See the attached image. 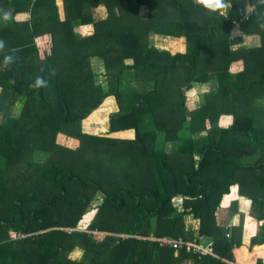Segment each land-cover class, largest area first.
<instances>
[{"label":"trees","instance_id":"obj_1","mask_svg":"<svg viewBox=\"0 0 264 264\" xmlns=\"http://www.w3.org/2000/svg\"><path fill=\"white\" fill-rule=\"evenodd\" d=\"M228 3L225 17L197 0H0V264H241V227L215 214L237 190L264 218V3ZM254 23L260 48L231 37ZM153 34L185 37L186 52L155 48ZM210 82L201 109L181 119L186 92ZM110 96L119 111L108 133L132 130L133 140L83 129ZM146 125L182 138L184 154L146 152ZM201 237L210 252L167 243ZM76 248L84 255L72 260Z\"/></svg>","mask_w":264,"mask_h":264},{"label":"crops","instance_id":"obj_2","mask_svg":"<svg viewBox=\"0 0 264 264\" xmlns=\"http://www.w3.org/2000/svg\"><path fill=\"white\" fill-rule=\"evenodd\" d=\"M231 7L232 5L230 4V7H227L223 10H219L220 14L224 15L225 17L228 16ZM102 13V16L106 15L105 10H102ZM256 24L258 23H254L255 26H252L253 31L248 33L232 30L231 37L238 39L241 36L243 46L248 49L260 48L263 44V37L261 36L263 29L259 30L258 27L262 26H256ZM259 25H261V23H259ZM78 30L83 35H90L93 33V25H83L80 26ZM151 45L157 49L169 51L173 55L178 53H185L187 48L185 37H170L159 34L152 35ZM216 86H214V84H211V82L206 84H194L193 87L186 92L187 99L185 106L188 108L186 115L183 118H180L186 121H190L192 118V113L201 109L205 95L209 93L212 89L216 88ZM258 104L260 106H264V98L259 100ZM118 111L119 108L115 98L112 96L107 97L103 101V103L82 122V127L86 132L97 136L120 137L126 140H133L135 138V132L132 130L119 134L108 133V129L110 127V115L117 113ZM86 122H88L87 126ZM151 126L152 125H146L145 132H143V134L145 135L144 139H147V143L149 142L145 146L147 150L146 152L153 154L158 151L161 152L160 154L162 155L167 154L170 158L172 157V152L184 154L185 150L183 149L184 146L182 138L178 140L176 137H174V135H172V133L156 131L154 127ZM187 134L189 135V133ZM188 135H185L183 138H188ZM205 135V131L197 132L196 134L192 135V139L198 141ZM136 149L139 150L138 147ZM194 157L196 160L200 158L199 155L196 154L194 155ZM138 161H140V159H137L136 162ZM237 193L238 191L236 190L235 193H232L231 195L225 198L224 207H220L216 211V221L219 226L224 227L226 229L241 227L243 231L244 246L243 248L234 251V256L240 261L239 263L253 264L254 262H256V264H259L257 262V259L262 258V264H264V246L259 245L254 246L253 248L250 247L251 239L253 237H257L258 234L261 235V233L264 232V218H262V220L254 218L251 215L252 199L248 196H238ZM96 197L97 200L94 201L92 205V210L86 216V220L83 223V227H85L87 223H89V221L93 218V215L96 211L95 208L100 204L103 199V196L101 194H98V196ZM175 205H178V207L180 206L179 199L175 200ZM185 222L187 230L193 231L197 229V222L191 215L185 217ZM154 225L155 221L152 222L153 229ZM151 234H153V232ZM194 241L197 243V245L202 244L203 246H209L211 245V243H213V240L209 237H201L199 238V240L194 239ZM83 255V250H81L80 248H76L71 252L70 258L72 260H79L83 257ZM185 264H194V262L191 260L187 261Z\"/></svg>","mask_w":264,"mask_h":264},{"label":"built area","instance_id":"obj_3","mask_svg":"<svg viewBox=\"0 0 264 264\" xmlns=\"http://www.w3.org/2000/svg\"><path fill=\"white\" fill-rule=\"evenodd\" d=\"M254 11L255 8L253 6L249 7L247 11L242 14L240 21L235 22L236 26H238L241 22L248 21L251 15L254 13ZM167 241H168L167 243H169L174 248H178V249L185 248L187 251H193L194 253L205 254L206 252L211 251L209 246L206 248H201L195 243H189L187 241H184L183 239H176V240L170 239Z\"/></svg>","mask_w":264,"mask_h":264},{"label":"clouds","instance_id":"obj_4","mask_svg":"<svg viewBox=\"0 0 264 264\" xmlns=\"http://www.w3.org/2000/svg\"><path fill=\"white\" fill-rule=\"evenodd\" d=\"M197 3L212 10H223L226 9L227 7H230L228 0H197ZM262 3H264V0H262ZM5 19H7V17H5ZM0 47H3V41H0ZM12 59L13 57L11 55H6L4 57V63L8 64L12 61ZM45 83L46 81L42 77H37L34 86H43ZM205 90H206V86H205Z\"/></svg>","mask_w":264,"mask_h":264},{"label":"rangeland","instance_id":"obj_5","mask_svg":"<svg viewBox=\"0 0 264 264\" xmlns=\"http://www.w3.org/2000/svg\"><path fill=\"white\" fill-rule=\"evenodd\" d=\"M143 13H145V11H144ZM45 51H46V50H43V53H45ZM188 98H190V97H188ZM186 99H187V98H186ZM19 107H20V103L17 104V105H15V109H18ZM187 110H188V108L185 106L184 109H183V112H182V116H181V118H183V117L186 115ZM89 124H90V121H89ZM87 125H88V124H86V126H87ZM73 145H75V144L73 143Z\"/></svg>","mask_w":264,"mask_h":264}]
</instances>
